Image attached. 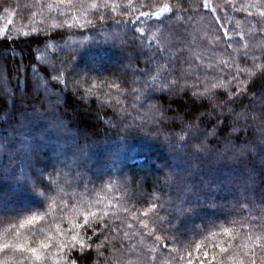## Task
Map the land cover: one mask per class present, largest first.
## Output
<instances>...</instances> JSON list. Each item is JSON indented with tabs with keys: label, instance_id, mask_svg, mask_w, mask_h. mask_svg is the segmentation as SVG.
Wrapping results in <instances>:
<instances>
[{
	"label": "trees",
	"instance_id": "trees-1",
	"mask_svg": "<svg viewBox=\"0 0 264 264\" xmlns=\"http://www.w3.org/2000/svg\"><path fill=\"white\" fill-rule=\"evenodd\" d=\"M127 3L0 0V264H264V0Z\"/></svg>",
	"mask_w": 264,
	"mask_h": 264
},
{
	"label": "snow or ice",
	"instance_id": "snow-or-ice-1",
	"mask_svg": "<svg viewBox=\"0 0 264 264\" xmlns=\"http://www.w3.org/2000/svg\"><path fill=\"white\" fill-rule=\"evenodd\" d=\"M181 6V0H175V3H165L163 2V0H155V3H136L135 0H128V3L123 5V7L130 11L132 13V15L136 16V20L134 21V25L135 24H139L141 18L144 17H149V18H155L157 21L162 22L161 20V16L163 13L165 12H172L174 14V10ZM205 7H208L207 3H205L204 5ZM96 7H98V5H96ZM105 7H111L110 4L105 3ZM142 8H149L151 9L150 11L147 12H142L140 11V9ZM138 13V15H137ZM171 18V17H169ZM136 31L138 33L143 34L142 29L141 28H136ZM215 87V85L213 86ZM177 231H179V229H177ZM47 246V245H45ZM5 248H7L8 246L5 245ZM206 255V254H205ZM188 264H192L191 259H189Z\"/></svg>",
	"mask_w": 264,
	"mask_h": 264
},
{
	"label": "rangeland",
	"instance_id": "rangeland-1",
	"mask_svg": "<svg viewBox=\"0 0 264 264\" xmlns=\"http://www.w3.org/2000/svg\"><path fill=\"white\" fill-rule=\"evenodd\" d=\"M68 44H71V43L69 42ZM168 85H169V84H168ZM171 85H172V84H171ZM3 87H4V84H3V82L0 81V89H4ZM138 102H139V101H138ZM138 102H137V103H138ZM260 145H261V146H264V144H263L261 141H260ZM238 151H239V150H238ZM253 151H254V150H248V153H253ZM239 152H241V151H239ZM246 154H247V153H246ZM257 162H258L259 164H261V163H263L264 161L261 160L260 158H258ZM261 170H264V168L261 169ZM154 176H155V177H158V175H156V174H155ZM243 185H244V186H243L244 188H246V189H251L250 186H248V185H246V184H243ZM256 185H257V184H256ZM224 191H225V190H224ZM24 206H25V205H23V207H24Z\"/></svg>",
	"mask_w": 264,
	"mask_h": 264
}]
</instances>
